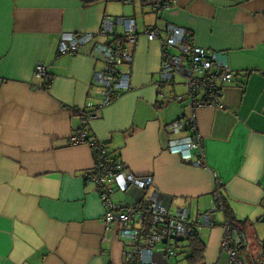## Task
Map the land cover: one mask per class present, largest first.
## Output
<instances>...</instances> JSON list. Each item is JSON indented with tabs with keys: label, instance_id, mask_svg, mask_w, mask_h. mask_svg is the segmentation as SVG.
Returning a JSON list of instances; mask_svg holds the SVG:
<instances>
[{
	"label": "crops",
	"instance_id": "0c3cea01",
	"mask_svg": "<svg viewBox=\"0 0 264 264\" xmlns=\"http://www.w3.org/2000/svg\"><path fill=\"white\" fill-rule=\"evenodd\" d=\"M153 5L154 0H0V264H128L131 243L118 224H105L106 208L88 177L92 149L70 140L83 127L129 171L152 176L172 210L187 206L202 219L220 182L226 211L212 214V226L200 222L203 263L231 264L221 250L228 214L245 221L242 256L246 264H257L264 252V0H177L159 12ZM119 17L137 22L133 61L123 66L131 88L99 108L102 93L94 74L103 64L94 45L124 38L120 22L111 34H99L106 18ZM168 23L186 27L195 45L224 54L234 73L231 82L219 81L222 105L195 107L202 165L194 163V151L185 159L168 148L170 139L189 133H176L171 125L192 113L186 101L177 100L188 93L186 70L162 86L163 49L145 33L156 25L164 37ZM86 32L98 33L93 43L76 54L60 52L61 40ZM170 51L182 53L177 47ZM39 62L48 68L47 88L36 74ZM81 109H97L98 116L85 122ZM123 194L113 199L133 203L142 191Z\"/></svg>",
	"mask_w": 264,
	"mask_h": 264
},
{
	"label": "built area",
	"instance_id": "2783aa9c",
	"mask_svg": "<svg viewBox=\"0 0 264 264\" xmlns=\"http://www.w3.org/2000/svg\"><path fill=\"white\" fill-rule=\"evenodd\" d=\"M176 1L154 0L153 10L159 12L162 8H170ZM115 22L126 26L124 38H116L111 42L98 41L94 45V49L101 55L103 64L94 74L95 83L100 85L102 93L99 108L113 103L124 91L131 88V74L125 71L123 66L133 61L132 48L138 37L137 22L133 17H119L116 20L106 18L99 34L103 36L111 34ZM145 33L150 40L158 39L163 49L161 85L173 83L176 75L182 69L186 70L188 93L178 96L177 100L186 101L192 113L185 119L175 121L171 126L176 133L184 128L189 130V133L170 139L168 148L181 153L185 159H189L190 153L194 151L197 158L194 163L202 165L205 163V148L198 131L195 107L201 104L222 105L219 81L231 82L234 73L224 54L195 45L186 27L168 23L164 37L156 25L148 27ZM97 35L98 33L93 32L72 33L66 37L68 40L60 41L59 50L62 53L76 54L86 44L93 43ZM173 47L179 48L182 53L171 52L170 49ZM186 61L188 63H185ZM36 74L46 79L44 88L50 86L51 78L43 62L37 64ZM201 94L202 97H199ZM96 111L97 109L91 112L78 110L85 122L97 118ZM70 140L73 144L86 143L92 149L95 164L88 177L95 183L106 208L103 215L105 224L107 226L118 224L119 234L131 243L132 248L125 252V261L128 264H171L172 259L178 255L174 241L190 237L199 230L200 222L212 226L214 224L212 214L225 211L220 182L213 193L214 205L200 219L192 216L187 206L172 210L164 196L154 186L152 176H141L129 171L112 155L106 142L91 138L84 127L75 130ZM131 189L142 191L138 201L129 203L113 199L117 190L129 193ZM222 225L224 236L221 250L228 254L231 264H246L242 256L248 242L246 231L227 217ZM256 261L257 264H264V252L257 256Z\"/></svg>",
	"mask_w": 264,
	"mask_h": 264
},
{
	"label": "trees",
	"instance_id": "16d2710c",
	"mask_svg": "<svg viewBox=\"0 0 264 264\" xmlns=\"http://www.w3.org/2000/svg\"><path fill=\"white\" fill-rule=\"evenodd\" d=\"M225 211H226V205H225ZM227 217L230 218L234 224L240 226L243 230H245L244 229L245 221H241V222L234 221L233 218H231L228 214ZM179 241H186V243L181 245ZM174 243L177 249L178 247H180L179 248L181 249V251H179L180 253L188 254L187 259L189 260L190 264H204L203 262L205 261L206 245L202 240L201 236L199 235L198 231H196L190 237L178 239L177 241H174Z\"/></svg>",
	"mask_w": 264,
	"mask_h": 264
},
{
	"label": "rangeland",
	"instance_id": "374dc122",
	"mask_svg": "<svg viewBox=\"0 0 264 264\" xmlns=\"http://www.w3.org/2000/svg\"><path fill=\"white\" fill-rule=\"evenodd\" d=\"M114 197L116 198V199H123L124 198V194L122 193V192H117L115 195H114ZM174 208L175 207H173V210H174ZM179 243L181 244V245H183L184 243H186V241H179ZM180 247H178V249H179ZM179 251H181V249H179ZM187 253H179L178 255H176L175 257H174V259H179V263H181V264H190V262H189V260L187 259ZM178 263V264H179Z\"/></svg>",
	"mask_w": 264,
	"mask_h": 264
},
{
	"label": "water",
	"instance_id": "95a60500",
	"mask_svg": "<svg viewBox=\"0 0 264 264\" xmlns=\"http://www.w3.org/2000/svg\"><path fill=\"white\" fill-rule=\"evenodd\" d=\"M163 85L165 86L166 84H163ZM163 85H162V86H163ZM165 90H166V89H164V92H165ZM180 239H182V238H180Z\"/></svg>",
	"mask_w": 264,
	"mask_h": 264
}]
</instances>
